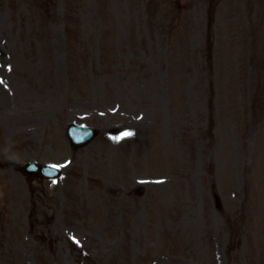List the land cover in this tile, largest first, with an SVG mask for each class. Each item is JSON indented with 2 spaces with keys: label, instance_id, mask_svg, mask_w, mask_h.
I'll return each mask as SVG.
<instances>
[{
  "label": "rangeland",
  "instance_id": "374dc122",
  "mask_svg": "<svg viewBox=\"0 0 264 264\" xmlns=\"http://www.w3.org/2000/svg\"><path fill=\"white\" fill-rule=\"evenodd\" d=\"M0 79V264H264V0H0Z\"/></svg>",
  "mask_w": 264,
  "mask_h": 264
},
{
  "label": "snow or ice",
  "instance_id": "6c2138e0",
  "mask_svg": "<svg viewBox=\"0 0 264 264\" xmlns=\"http://www.w3.org/2000/svg\"><path fill=\"white\" fill-rule=\"evenodd\" d=\"M3 83H4V81L2 79H0V84H3ZM131 135H133V133H131V132H126V133L123 134V136H131ZM122 138L123 137H117L116 139H122ZM63 166L64 165H53L52 167L53 168H60V167H63ZM77 243H78V241H77Z\"/></svg>",
  "mask_w": 264,
  "mask_h": 264
}]
</instances>
